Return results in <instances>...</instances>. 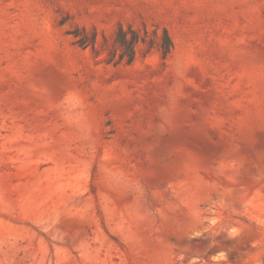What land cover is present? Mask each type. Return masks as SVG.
<instances>
[{"label":"rangeland","instance_id":"374dc122","mask_svg":"<svg viewBox=\"0 0 264 264\" xmlns=\"http://www.w3.org/2000/svg\"><path fill=\"white\" fill-rule=\"evenodd\" d=\"M0 264H264V0H0Z\"/></svg>","mask_w":264,"mask_h":264},{"label":"trees","instance_id":"16d2710c","mask_svg":"<svg viewBox=\"0 0 264 264\" xmlns=\"http://www.w3.org/2000/svg\"><path fill=\"white\" fill-rule=\"evenodd\" d=\"M146 30H137L134 28L119 27L114 38V48L109 50V63L118 64L125 62L132 64L136 57V48L139 44H147ZM96 34L91 35V45L95 48ZM174 43L167 30L163 31L160 50L163 57H167L173 50Z\"/></svg>","mask_w":264,"mask_h":264}]
</instances>
